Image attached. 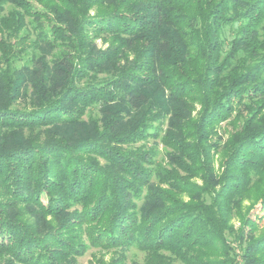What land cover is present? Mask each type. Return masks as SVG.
<instances>
[{
	"label": "trees",
	"instance_id": "1",
	"mask_svg": "<svg viewBox=\"0 0 264 264\" xmlns=\"http://www.w3.org/2000/svg\"><path fill=\"white\" fill-rule=\"evenodd\" d=\"M258 205L264 0H0V264H264Z\"/></svg>",
	"mask_w": 264,
	"mask_h": 264
},
{
	"label": "rangeland",
	"instance_id": "2",
	"mask_svg": "<svg viewBox=\"0 0 264 264\" xmlns=\"http://www.w3.org/2000/svg\"><path fill=\"white\" fill-rule=\"evenodd\" d=\"M154 143V141H150L149 145H152ZM158 150H159V158H157V161L160 162L161 161V157H163V151L165 150L163 148L162 144H158ZM264 216V212L261 210L260 205H258L251 213L252 218H255L256 216ZM262 222H260L261 226H264V218L261 220ZM235 226L239 227V222L237 220H234ZM128 256H129V264H131L132 260H136L138 261L140 264H144V254L141 252H138L135 249H132L130 251L127 252ZM96 255H100V251L98 249L95 248H90L87 253L78 258L77 260V264H88L93 257H95ZM112 254H105V258L109 259V257Z\"/></svg>",
	"mask_w": 264,
	"mask_h": 264
}]
</instances>
